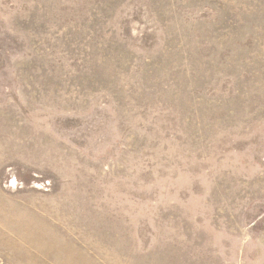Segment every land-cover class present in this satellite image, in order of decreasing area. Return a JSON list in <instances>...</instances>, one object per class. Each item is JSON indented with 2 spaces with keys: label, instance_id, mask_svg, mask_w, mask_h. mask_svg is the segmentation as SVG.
Segmentation results:
<instances>
[{
  "label": "rangeland",
  "instance_id": "374dc122",
  "mask_svg": "<svg viewBox=\"0 0 264 264\" xmlns=\"http://www.w3.org/2000/svg\"><path fill=\"white\" fill-rule=\"evenodd\" d=\"M0 264H264V0H0Z\"/></svg>",
  "mask_w": 264,
  "mask_h": 264
}]
</instances>
